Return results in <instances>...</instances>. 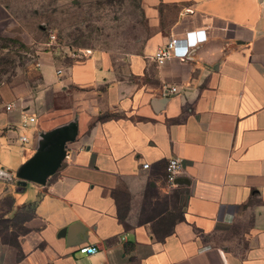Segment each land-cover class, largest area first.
Segmentation results:
<instances>
[{
  "label": "crops",
  "instance_id": "0c3cea01",
  "mask_svg": "<svg viewBox=\"0 0 264 264\" xmlns=\"http://www.w3.org/2000/svg\"><path fill=\"white\" fill-rule=\"evenodd\" d=\"M140 8L151 32L134 51L41 58L37 92L1 94V167L16 174L54 133L69 141L46 185L0 182V264H264V0Z\"/></svg>",
  "mask_w": 264,
  "mask_h": 264
},
{
  "label": "rangeland",
  "instance_id": "374dc122",
  "mask_svg": "<svg viewBox=\"0 0 264 264\" xmlns=\"http://www.w3.org/2000/svg\"><path fill=\"white\" fill-rule=\"evenodd\" d=\"M150 32L140 0H0V106L3 93L38 91L41 58L67 66L83 49L119 57Z\"/></svg>",
  "mask_w": 264,
  "mask_h": 264
},
{
  "label": "water",
  "instance_id": "95a60500",
  "mask_svg": "<svg viewBox=\"0 0 264 264\" xmlns=\"http://www.w3.org/2000/svg\"><path fill=\"white\" fill-rule=\"evenodd\" d=\"M68 141L64 134L54 133L44 148L21 166L17 172V178L38 185H46L47 180L58 172L66 159Z\"/></svg>",
  "mask_w": 264,
  "mask_h": 264
},
{
  "label": "built area",
  "instance_id": "2783aa9c",
  "mask_svg": "<svg viewBox=\"0 0 264 264\" xmlns=\"http://www.w3.org/2000/svg\"><path fill=\"white\" fill-rule=\"evenodd\" d=\"M179 43V39L177 37H171L164 45L160 46L155 54L154 61L159 66H163L167 62H169L175 54L177 45ZM61 73V71H59ZM16 107L15 103L8 104L6 106L7 111H12ZM37 122V119L31 115L23 114L22 116V125L24 127H29ZM21 142L29 143L27 137H21ZM145 169L149 168V165L144 166ZM183 172V161L180 158L173 157L169 159L167 168H166V184L168 188H174L177 186L178 178L181 176ZM15 180V176L11 171H7L5 168L0 166V182L11 183ZM98 248L96 246H87L81 248L80 252L82 254L94 255L98 252Z\"/></svg>",
  "mask_w": 264,
  "mask_h": 264
}]
</instances>
